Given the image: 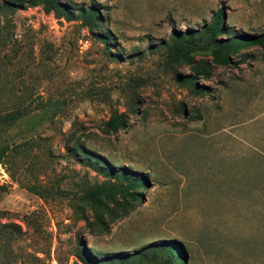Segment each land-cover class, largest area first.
I'll return each mask as SVG.
<instances>
[{"label":"rangeland","instance_id":"rangeland-1","mask_svg":"<svg viewBox=\"0 0 264 264\" xmlns=\"http://www.w3.org/2000/svg\"><path fill=\"white\" fill-rule=\"evenodd\" d=\"M60 1L101 22L41 6L10 16L17 45L5 49L0 103L29 113L0 126V147L11 149L0 160V264H72L80 244L98 259L130 257L163 240L184 248V264H264V46L196 77L200 95L184 79L206 52L163 63L171 31L199 30L217 10L231 33H264V0ZM112 114L126 126L104 134ZM77 146L145 180L106 234L87 233L55 194L125 183L95 172Z\"/></svg>","mask_w":264,"mask_h":264},{"label":"trees","instance_id":"trees-1","mask_svg":"<svg viewBox=\"0 0 264 264\" xmlns=\"http://www.w3.org/2000/svg\"><path fill=\"white\" fill-rule=\"evenodd\" d=\"M41 6L48 13L52 12L61 15L65 19H70L75 14L81 24L94 26L101 22L98 12L92 8H77L71 10L60 0H0V78L4 66L10 62V58L5 52L8 47H16L17 41L14 37V25L10 16L16 11L28 7ZM222 11L217 10L199 30H186L184 32L171 31L169 39L165 44V55L163 63L171 66L176 63H192V55L206 52L210 58L209 62L204 60L196 61L191 66L194 73L187 76L185 82L192 85L194 94L204 93L202 86H196V77L208 79L213 69L217 67H227L235 65L231 59L249 47H263L264 33L234 34L227 30L222 24ZM103 42L109 48V41L104 37ZM3 85L0 83V94H4ZM2 106L0 103V126L11 127L22 117L29 113L28 105L22 102H10ZM126 119L122 114H112L107 121L103 122L101 132L104 134L115 133L126 126ZM78 154L87 158L91 168L102 176L113 177L123 180L125 183L102 182L91 184L81 191L78 197L66 191H56V196L68 199L69 208L74 215V219L84 223V229L90 235L106 234L109 226L117 219L125 217L134 209L135 204L140 200L139 190L145 187L144 177L136 175L128 170L117 171L108 168L107 164L98 157L85 155L77 146ZM11 149L7 145L0 147V160L9 156ZM31 192L40 198H45L48 190H37L29 188ZM149 257L152 264H176L177 261L185 263L186 252L184 248L172 240H163L150 246L149 249L133 256L112 257L107 256L98 259L91 249L80 244L74 254L75 260L72 264H131L135 258L138 262Z\"/></svg>","mask_w":264,"mask_h":264}]
</instances>
